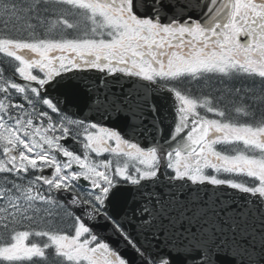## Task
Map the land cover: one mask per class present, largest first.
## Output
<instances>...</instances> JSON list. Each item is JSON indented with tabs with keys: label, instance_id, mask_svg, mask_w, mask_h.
<instances>
[{
	"label": "snow or ice",
	"instance_id": "obj_1",
	"mask_svg": "<svg viewBox=\"0 0 264 264\" xmlns=\"http://www.w3.org/2000/svg\"><path fill=\"white\" fill-rule=\"evenodd\" d=\"M50 257L264 264V0H0V264Z\"/></svg>",
	"mask_w": 264,
	"mask_h": 264
},
{
	"label": "flooded vegetation",
	"instance_id": "obj_2",
	"mask_svg": "<svg viewBox=\"0 0 264 264\" xmlns=\"http://www.w3.org/2000/svg\"><path fill=\"white\" fill-rule=\"evenodd\" d=\"M219 85H216V84H210L209 86H205L204 87V90L205 91H210L211 89H214L215 87H218ZM196 87H199V86H196ZM235 87H241V84L240 83H236L235 84ZM233 118L234 119H236V118H239L238 116H236V115H234L233 116ZM220 178H225L224 176H221ZM238 178V176L237 177H235V179H237Z\"/></svg>",
	"mask_w": 264,
	"mask_h": 264
},
{
	"label": "rangeland",
	"instance_id": "obj_3",
	"mask_svg": "<svg viewBox=\"0 0 264 264\" xmlns=\"http://www.w3.org/2000/svg\"><path fill=\"white\" fill-rule=\"evenodd\" d=\"M63 222H64V218L61 217L60 220H58V221H53L52 226H53V227L62 226Z\"/></svg>",
	"mask_w": 264,
	"mask_h": 264
},
{
	"label": "water",
	"instance_id": "obj_4",
	"mask_svg": "<svg viewBox=\"0 0 264 264\" xmlns=\"http://www.w3.org/2000/svg\"><path fill=\"white\" fill-rule=\"evenodd\" d=\"M209 187L211 188L212 186H209ZM121 197H122V193H117V199L120 200Z\"/></svg>",
	"mask_w": 264,
	"mask_h": 264
},
{
	"label": "trees",
	"instance_id": "obj_5",
	"mask_svg": "<svg viewBox=\"0 0 264 264\" xmlns=\"http://www.w3.org/2000/svg\"><path fill=\"white\" fill-rule=\"evenodd\" d=\"M50 264H54V261L52 260L51 257H50Z\"/></svg>",
	"mask_w": 264,
	"mask_h": 264
}]
</instances>
